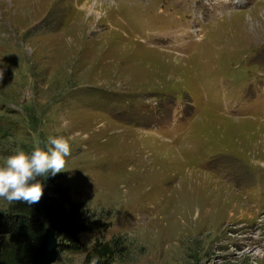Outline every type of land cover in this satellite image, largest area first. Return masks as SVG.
I'll return each instance as SVG.
<instances>
[{"label":"rangeland","instance_id":"374dc122","mask_svg":"<svg viewBox=\"0 0 264 264\" xmlns=\"http://www.w3.org/2000/svg\"><path fill=\"white\" fill-rule=\"evenodd\" d=\"M242 2L0 0V157L69 138L57 181L100 222L53 264L117 237L113 264H264V0Z\"/></svg>","mask_w":264,"mask_h":264},{"label":"trees","instance_id":"16d2710c","mask_svg":"<svg viewBox=\"0 0 264 264\" xmlns=\"http://www.w3.org/2000/svg\"><path fill=\"white\" fill-rule=\"evenodd\" d=\"M44 183V197L38 204L12 203L0 213V264H31L48 227L59 239L69 242L72 250L82 247L80 234L100 228V222L90 221L85 206L72 200L69 189L57 181V176H50ZM59 248H63L61 243ZM124 251L121 237L97 241L86 252L83 264H91L94 257L99 258V264H113L115 255Z\"/></svg>","mask_w":264,"mask_h":264},{"label":"clouds","instance_id":"9594fccd","mask_svg":"<svg viewBox=\"0 0 264 264\" xmlns=\"http://www.w3.org/2000/svg\"><path fill=\"white\" fill-rule=\"evenodd\" d=\"M71 155L69 138L50 136L46 147L37 143L31 152L17 147L12 154L0 157V199L9 204H38L44 197V181L63 173ZM91 264H99V258L94 257Z\"/></svg>","mask_w":264,"mask_h":264},{"label":"water","instance_id":"95a60500","mask_svg":"<svg viewBox=\"0 0 264 264\" xmlns=\"http://www.w3.org/2000/svg\"><path fill=\"white\" fill-rule=\"evenodd\" d=\"M58 236L48 227L40 246L36 249L31 264H53L58 257Z\"/></svg>","mask_w":264,"mask_h":264}]
</instances>
